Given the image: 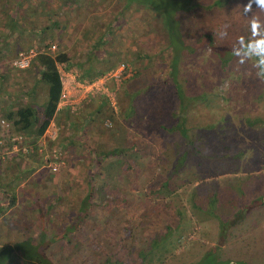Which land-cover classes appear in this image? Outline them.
Masks as SVG:
<instances>
[{
  "label": "rangeland",
  "instance_id": "374dc122",
  "mask_svg": "<svg viewBox=\"0 0 264 264\" xmlns=\"http://www.w3.org/2000/svg\"><path fill=\"white\" fill-rule=\"evenodd\" d=\"M35 1L40 7L36 8L32 4ZM128 1L0 0V42L8 38L7 55L13 66L17 54L28 52L31 60L34 57L33 52L37 54L43 51L44 44L37 37V31L52 22L57 23L58 28L53 32L57 38L53 44L57 46L55 50L58 46L61 47L73 62L68 71L63 65L59 66L63 86L66 93L70 94L72 117L83 122L86 111L94 113L93 117L96 114L88 125V129H91L88 137L81 136L88 139L87 143L94 141L95 137H101L105 146L110 148L119 142L131 143L133 139L131 131L123 126L121 119L114 123L106 117L103 119L102 114H106L107 109L113 113L127 109L129 100L123 94L125 88L132 85L144 87V79L164 78L172 62V53L168 48L169 34L166 30L169 24H176L187 40L194 41L200 32L213 35L214 45L219 47L217 50L222 54L221 58L231 59L228 64H222L210 48L206 47L205 50L187 56L180 65L182 70L192 72L187 76L191 82L190 90L193 93L201 92L198 86L201 83L206 91L207 95L201 101L196 100V104L191 105L188 123L191 128L194 125L200 126L197 135H194V144L197 148H202L204 157H207V163L201 167L205 175L202 180L208 184L210 190L216 188L215 195L219 201L223 200L228 204L218 207L217 212L221 216L230 215V206L239 207L241 197L250 202L259 195H264V79L257 77L264 73V66L256 65L255 58L247 59L243 55L247 41L253 38L250 18L255 12L264 24V11L253 4L252 12L245 14L243 8L249 0H223L222 7L215 6L214 0H190L191 6H185L187 0H143L144 5L142 0H131L126 5ZM156 3L169 16L163 10L158 11L151 6ZM30 4V14H23ZM3 5L6 9L19 7L17 20L24 25L25 32L14 31L6 37L7 29L3 21L8 19L4 18ZM40 9L47 11L46 14H41ZM117 19L119 21L116 25ZM111 27L113 32H109ZM261 31L264 34V28ZM101 41L104 43L98 48V58L91 60L92 64L96 68L112 66L115 63H119L118 66L122 63L129 64L132 68L131 75L146 69L139 83L134 84V78L129 77L127 72L117 80L111 74L107 75L103 79L104 87L108 90L105 94L94 95L92 92L94 94L91 95L92 93L86 92L90 90L78 85L82 72L75 65L88 64L86 60L89 53ZM96 85L101 86L100 83ZM110 87L113 89H109ZM37 93L39 100H42L43 91L37 89ZM103 95L109 98L110 103L99 111L100 97ZM193 95L197 98V94ZM140 101L143 103L139 105L143 107L139 114L143 120L150 118L154 121L160 114L157 102L146 95ZM162 116V119L168 121V114L163 112ZM1 119L4 118L0 117ZM64 122L62 118L57 142L51 143L52 147L64 145L65 139L74 137ZM2 129L0 135L5 136ZM53 131L49 128V132ZM51 139L53 138L49 134L40 139L37 146L42 159L39 157L41 160H33L31 156H27L28 152L22 153L9 147V141H6V137L3 138L0 145V203L3 206L0 214V248L14 245L40 231L41 227L50 238L65 231L64 237H58L47 249L48 260L52 263L104 264L103 261L108 256L125 258L134 244L143 245V232L135 224L132 233L135 231L137 236H134L133 241L124 239V229L129 223L131 225L128 206L113 204L126 193L123 187L127 176L121 162L126 161L132 167H140L150 151L133 150V153H126L125 160L120 157L119 161L114 162L118 165L110 176L107 175L108 166L103 163L96 166L92 172L91 205L84 219L74 229H69L79 208L78 202L82 196L79 191L88 194L91 188L88 176L90 170L94 169L90 161L92 156L88 152L87 144L78 142L75 147L68 149L70 154L65 156L58 172L51 174L48 168L50 162L46 158L49 159L53 150L49 148ZM155 141L154 138L149 143ZM92 144H96V139ZM18 153L22 157L16 161L14 159ZM210 158L212 159L208 163ZM201 161L204 162L203 156ZM148 162L153 161L150 159ZM33 165L36 169L28 172V168ZM74 189H77V198H71ZM143 197L144 195L138 194L127 203L138 204ZM111 201H114L113 204ZM173 201H176L175 196ZM35 203L40 204L39 211L35 209ZM173 205L178 206L176 202ZM48 206L51 207L50 210ZM41 212L45 213L44 219L41 218ZM230 217L238 222L227 230L221 244L223 253L243 250L251 258L252 264H264V205L251 211L243 219H236L232 214ZM197 223L193 218L192 224L186 227L191 233L187 239V243L192 241L191 246L189 244L179 248L166 264H192L205 250L218 243V222L210 221L201 235L194 230ZM183 248L185 254L182 255L180 249Z\"/></svg>",
  "mask_w": 264,
  "mask_h": 264
},
{
  "label": "trees",
  "instance_id": "16d2710c",
  "mask_svg": "<svg viewBox=\"0 0 264 264\" xmlns=\"http://www.w3.org/2000/svg\"><path fill=\"white\" fill-rule=\"evenodd\" d=\"M189 1L187 0L188 3L185 6L192 5ZM130 2L131 0L126 5H129ZM142 3L143 5L145 4L143 0ZM32 4L36 8L40 7V4L36 1ZM32 4L25 9V13H22L28 14V8ZM214 5L222 7L224 2L223 0H214ZM151 6L158 11L163 10L167 14L166 16H169L167 11L158 6L157 3ZM3 8L5 12L4 18L8 19L3 21L7 29L6 37L14 31L18 33L25 32L26 28L17 20L19 7L6 9L3 5ZM123 8L125 9L124 6ZM40 11L41 14H46L47 12L44 9H40ZM118 21L119 19L116 20V25ZM175 25L170 23L168 29H166L169 34L170 43L168 48L172 53V62L169 71L163 76L164 78L144 79V87L132 85L125 88L123 94L129 100L127 109L116 111V113L107 109L106 114H102L103 119L106 117L114 123L121 119L123 126L129 128L128 131H131L133 139V141H130L131 143L119 142L116 146L110 148L105 146L101 137H95L96 144H92L95 139L87 143L88 139L86 137H88L91 130L88 129V125L96 117V114L93 117L92 114L94 113L86 111L83 116V122H79L76 120L77 117H72L73 112L69 106L57 110L62 91L59 66L63 65L67 71L73 66L72 58L61 47L58 46L55 51L50 50L51 45L57 39L53 35V32L58 28L57 23L52 22L50 25L38 29L36 35L44 44L42 48L44 50L35 54L30 60L29 67L24 70H18V68H13L11 65V59L7 55L9 45L6 43L8 41V38H6L2 41L3 43L0 42V117L4 118L9 124V130L2 131L5 136L0 135V139L5 137L8 139L10 135L22 136L25 145L32 148L31 151H28L27 156H31L33 160H41L42 156L37 145L40 139L44 138L49 128L54 130L56 136L49 140V148L56 150L58 159L51 158L52 152L49 154L50 158L47 162L57 163L56 167H48L51 174L58 172L65 156L70 154V150H68L70 147H75L78 142L87 144L88 152L92 156L90 161L94 168L90 170V175L88 176L90 185L93 181L92 172L95 171L96 166L102 163L108 166L107 175L110 176L113 169L115 170L116 165H118L114 162L119 161L118 158L120 157L125 160L126 153L141 152L147 149L150 151V155L146 157V161L142 160L140 167H132L126 161L121 162L127 176L123 191L127 194L121 195L114 204V201H111L113 205L128 206L127 213L131 220V225L129 223L124 229V239L133 241L134 236H137L135 231L132 233L135 230V224L141 230V233L143 232V245L134 244L135 246L128 251L125 258L113 255L108 256L103 261L104 264H166L179 248L189 244L191 246V240L187 243L191 233L186 227L192 224L193 218L198 221L194 227L196 234L201 235L210 221H216L218 222L220 235L218 243L205 250L202 256L194 260L195 262L192 264H252L251 258H248L247 253L244 254L243 250L229 251V253L226 252L225 254L222 251L221 244H223L222 242L229 227L238 222L235 219L231 220V214L235 215L234 218L236 219H243L251 211L257 210L264 205V195H259V197L250 202L240 196L242 199L240 206H230L232 209L228 211L230 215L221 216L217 212L218 207L228 204L223 200L219 201L215 195L216 188L210 190L208 184L202 180L205 175L201 167H204L207 163V157H204L201 151L202 148H197L194 144V135H197L200 126L194 125L191 128L188 123L191 105L196 104V100L197 102L201 101L207 94L201 83H198L202 90L201 92L193 93L190 90L191 82L187 76L192 74V72L182 70L180 65L187 56L194 55L203 49L205 50L206 47L210 48L211 52L220 59L222 64H228L231 59L223 60L221 58L222 54L217 50L219 47L214 45L213 35L200 32L196 35L194 41L192 39L187 40ZM179 26L180 22L178 23ZM109 32H113L112 27ZM102 43L104 41L92 48L88 55L89 59L87 58L86 60L88 64L75 65L82 72L79 81L86 79L92 81L118 67L119 63H115L112 66L105 65L103 68H96L92 64L91 60L98 58L97 51ZM138 54L139 57H142L140 53ZM128 66L131 68L129 64ZM143 71L146 72L147 70L144 69ZM143 71H137L131 75L134 78L132 80L134 84L138 81L140 82L142 76L145 75ZM37 89L43 91L42 100H39ZM109 89H113V87ZM193 94H197V98ZM144 95L151 97L157 102L156 106L160 107L158 109L160 114L156 116L154 121L150 120V118L143 120L142 115L139 114L140 109L143 107L139 105L143 103L140 100H142ZM120 98L121 95L118 96V100ZM109 103L110 100L107 96H101L98 110L104 109ZM163 112L165 115L168 114V121L162 119ZM62 118L65 121L64 124L69 126L73 132L71 133L74 137L65 139L64 145L52 147L51 143L57 142L58 129ZM170 119L171 122H169ZM154 138L156 141L149 143ZM8 145L11 147V144L8 143ZM202 156L204 162L201 161ZM21 157L18 153L14 160L18 161ZM221 158L223 159V157ZM150 159L153 161L152 163L148 162ZM211 159L208 160V163H210ZM38 165L40 166L41 163H38ZM128 166H131V168H128ZM35 169L36 166L33 165L28 168V172H32ZM197 181L201 183L196 184L195 182ZM74 191L71 192V198L78 197L76 194L77 189H74ZM92 191V185L88 194L79 191L82 195L78 202L79 208L71 225L68 227L69 229H74L84 219L86 211L91 205ZM138 194L144 195L143 200L138 204H128ZM173 196H175L176 201H173ZM11 200H14V198ZM182 200L184 202H181ZM175 202L178 205L176 206L177 208L173 205ZM39 206L40 204L37 203L34 205L37 210ZM47 208L48 210L51 209L50 206ZM2 211L3 206L0 203V214ZM43 214L45 213H40L42 219L45 217ZM41 228L40 231L19 240L12 246L0 248V264H17V262L20 264H58L48 260L47 249L58 237H64L65 231L57 233L50 238L44 228ZM194 243L198 244L196 241ZM180 250L182 255L185 254L184 248Z\"/></svg>",
  "mask_w": 264,
  "mask_h": 264
},
{
  "label": "built area",
  "instance_id": "2783aa9c",
  "mask_svg": "<svg viewBox=\"0 0 264 264\" xmlns=\"http://www.w3.org/2000/svg\"><path fill=\"white\" fill-rule=\"evenodd\" d=\"M51 51L55 50V46L53 45L50 49ZM28 52H26L25 54L23 53H19L18 54V57H16V59L13 61V66L15 68H18L20 70H23V69H26L29 67V62H30V58L29 56L27 55ZM31 53H32V50H31ZM33 54L35 55V53L33 52ZM128 73H127V72ZM124 72L127 73V75L130 77L131 76V68L122 63L120 64L115 70L109 72L108 74L102 76V77H99L97 79H94L92 81H79L78 85H80L81 87H85L86 89L90 90V91H86V92H94L92 93L91 95H99V94H105L108 92L107 88L104 87V81L103 79L107 76V75H112L117 79H121V76L124 75ZM97 81V82H95ZM61 82H62V91L60 93V97H59V102H58V105H57V110H59L60 108L62 107H65V106H70V101H69V98H70V94L69 93H66L65 91V87L63 86V77L61 75ZM97 83H100L101 86H97L96 84ZM95 86V87H94ZM93 88H95V90H92ZM92 90V91H91ZM104 90H106V92H104ZM101 92V93H100ZM0 126H1V129L4 131H8L9 130V124L4 120V119H1L0 120ZM45 134H49L50 136H52V138H54L56 136V133L55 131L53 132H49V129L46 131ZM4 140L3 139H0V145L2 144ZM7 141H9L8 143L11 144V148H13L15 151H19V152H22V153H25V152H28L30 150H32L31 147H29L28 145H24L25 142H23V137L22 136H17V135H10V137L7 139ZM19 146V147H18ZM57 152L56 150H53L52 151V155H51V158H55V159H58L57 157ZM47 158V161H48V157ZM50 158V157H49ZM57 166V163H51L49 164V167H56Z\"/></svg>",
  "mask_w": 264,
  "mask_h": 264
},
{
  "label": "clouds",
  "instance_id": "9594fccd",
  "mask_svg": "<svg viewBox=\"0 0 264 264\" xmlns=\"http://www.w3.org/2000/svg\"><path fill=\"white\" fill-rule=\"evenodd\" d=\"M253 4L257 6V9L264 11V0H249L248 4L243 8L245 14L252 12ZM250 28L253 38L247 41L243 55L247 59L255 58L256 65L264 66V34L261 31L264 28V24L255 15V12L250 18ZM233 54L235 55L236 53L234 52ZM257 77L264 79V73L258 74Z\"/></svg>",
  "mask_w": 264,
  "mask_h": 264
}]
</instances>
